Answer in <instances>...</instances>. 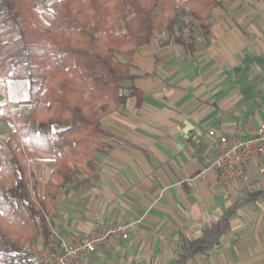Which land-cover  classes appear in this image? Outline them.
I'll use <instances>...</instances> for the list:
<instances>
[{"label":"crops","instance_id":"obj_1","mask_svg":"<svg viewBox=\"0 0 264 264\" xmlns=\"http://www.w3.org/2000/svg\"><path fill=\"white\" fill-rule=\"evenodd\" d=\"M218 1L203 21L181 17L174 32L134 50L124 92L136 93L101 118L108 135L94 173L76 171L59 190L49 218L65 241L98 224L127 225V238H111L85 264H167L180 236H199L235 204L230 232L187 264H264V195L242 200L264 193V171L254 162L248 184H223L205 163L215 149L209 129L249 138L264 121V0ZM0 75L6 83L3 67ZM0 102L8 104L3 94ZM50 172L42 166L43 183ZM49 241L36 230L28 245Z\"/></svg>","mask_w":264,"mask_h":264},{"label":"trees","instance_id":"obj_2","mask_svg":"<svg viewBox=\"0 0 264 264\" xmlns=\"http://www.w3.org/2000/svg\"><path fill=\"white\" fill-rule=\"evenodd\" d=\"M218 0H0V67L26 79L31 109L0 104V119L13 123L0 136V264H31L26 246L38 230L47 242L49 215L60 189L76 171L92 175L95 152L108 135L101 118L136 93L124 92L134 75L129 60L154 33L174 32L181 17L203 21ZM122 26L121 31L116 26ZM122 54L127 61L115 56ZM5 78L0 75V97ZM50 176L42 182V166ZM264 195L253 192L243 201ZM228 207L195 238L179 237L167 264L208 256L230 232Z\"/></svg>","mask_w":264,"mask_h":264},{"label":"built area","instance_id":"obj_3","mask_svg":"<svg viewBox=\"0 0 264 264\" xmlns=\"http://www.w3.org/2000/svg\"><path fill=\"white\" fill-rule=\"evenodd\" d=\"M251 137L242 138L241 133L231 135L211 128L207 135L214 139V152L205 158L206 168L219 173L223 184L251 181L249 167L256 162L258 170L264 171V121L252 126ZM127 225L119 223L112 227L96 225L83 235H73L69 241L51 232L46 245H27L37 264H85L89 253L96 251L111 238H127Z\"/></svg>","mask_w":264,"mask_h":264},{"label":"rangeland","instance_id":"obj_4","mask_svg":"<svg viewBox=\"0 0 264 264\" xmlns=\"http://www.w3.org/2000/svg\"><path fill=\"white\" fill-rule=\"evenodd\" d=\"M51 1L52 0H35L38 10L47 8ZM116 29L121 31L122 26H116ZM114 55L120 58L122 54L115 52ZM3 95L8 101V104L5 102H0V104H5L9 108H17L21 114L27 113L32 107V103L29 105L24 102L29 95L28 81L26 79L8 78L5 83ZM11 128H13V123L10 120L6 118L0 119V136L8 137Z\"/></svg>","mask_w":264,"mask_h":264}]
</instances>
